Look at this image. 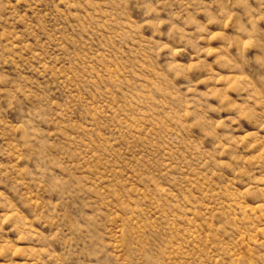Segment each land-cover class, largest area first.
Instances as JSON below:
<instances>
[{"label":"rangeland","instance_id":"rangeland-1","mask_svg":"<svg viewBox=\"0 0 264 264\" xmlns=\"http://www.w3.org/2000/svg\"><path fill=\"white\" fill-rule=\"evenodd\" d=\"M0 264H264V0H0Z\"/></svg>","mask_w":264,"mask_h":264}]
</instances>
